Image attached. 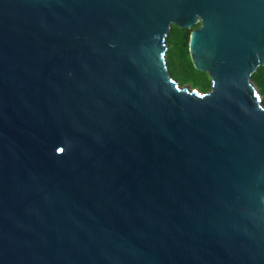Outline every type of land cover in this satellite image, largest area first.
Masks as SVG:
<instances>
[{
  "label": "water",
  "instance_id": "water-1",
  "mask_svg": "<svg viewBox=\"0 0 264 264\" xmlns=\"http://www.w3.org/2000/svg\"><path fill=\"white\" fill-rule=\"evenodd\" d=\"M259 67L264 0H0V264H264Z\"/></svg>",
  "mask_w": 264,
  "mask_h": 264
},
{
  "label": "trees",
  "instance_id": "trees-1",
  "mask_svg": "<svg viewBox=\"0 0 264 264\" xmlns=\"http://www.w3.org/2000/svg\"><path fill=\"white\" fill-rule=\"evenodd\" d=\"M198 25L195 29L200 28ZM192 30L181 29L173 26L170 29L167 41L170 48L167 53L170 72L182 85H192L193 88L209 92L213 88V82L208 73L198 71L193 63L190 53ZM255 85L259 88L264 102V67H259L253 75Z\"/></svg>",
  "mask_w": 264,
  "mask_h": 264
},
{
  "label": "rangeland",
  "instance_id": "rangeland-1",
  "mask_svg": "<svg viewBox=\"0 0 264 264\" xmlns=\"http://www.w3.org/2000/svg\"><path fill=\"white\" fill-rule=\"evenodd\" d=\"M187 86H190V87H192V85H190V84H189V85H187ZM192 88H193V87H192ZM194 89H195V88H194ZM258 89H259V88H258Z\"/></svg>",
  "mask_w": 264,
  "mask_h": 264
},
{
  "label": "flooded vegetation",
  "instance_id": "flooded-vegetation-1",
  "mask_svg": "<svg viewBox=\"0 0 264 264\" xmlns=\"http://www.w3.org/2000/svg\"><path fill=\"white\" fill-rule=\"evenodd\" d=\"M201 27V26H200Z\"/></svg>",
  "mask_w": 264,
  "mask_h": 264
}]
</instances>
